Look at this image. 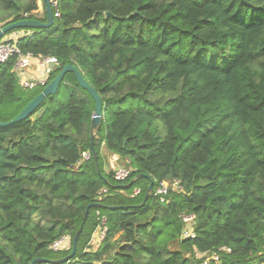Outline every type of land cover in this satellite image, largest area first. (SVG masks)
Returning a JSON list of instances; mask_svg holds the SVG:
<instances>
[{"label": "trees", "instance_id": "obj_1", "mask_svg": "<svg viewBox=\"0 0 264 264\" xmlns=\"http://www.w3.org/2000/svg\"><path fill=\"white\" fill-rule=\"evenodd\" d=\"M41 4L39 16L37 0H0V27L45 22ZM56 9L51 28L17 48L57 59L47 84L77 67L100 96L102 121L91 146L95 103L68 73L33 115L0 128V264L66 257L94 203L103 208L89 210L63 264H202L221 248L230 251L208 264H264V0H58ZM16 61L0 65V122L44 88L22 89ZM104 150L129 162L121 184L147 175L183 191L137 207L148 180L113 185ZM132 189L140 193H122ZM102 217L104 238L86 251ZM62 236L69 249L51 251Z\"/></svg>", "mask_w": 264, "mask_h": 264}, {"label": "built area", "instance_id": "obj_2", "mask_svg": "<svg viewBox=\"0 0 264 264\" xmlns=\"http://www.w3.org/2000/svg\"><path fill=\"white\" fill-rule=\"evenodd\" d=\"M57 1L52 0V6L57 8ZM57 9L53 14V17H58ZM17 39L16 38H5L0 41V65L6 63L10 57L16 56L17 61L14 66V72L16 73L19 81V86L25 90H32L36 87L47 85V80L51 71H53L54 67L57 66L58 61L55 57H41V56H32L31 54L22 55L17 48ZM35 67V70L39 72V75L33 78L27 77L28 70ZM89 154L83 153L82 160H88ZM132 169L129 166L128 161H124V165L113 169V180L122 183L126 181ZM170 191L182 192V186L178 180L173 181H154L152 195L156 198V200L160 204H168L170 202L168 198V194ZM102 194L106 193V190H102ZM140 193L139 189H134L132 197L137 196ZM97 216L99 214L97 213ZM193 219V216H183L184 222H190ZM106 218L102 217L100 221V225L98 227L99 232V240H103L105 232H106ZM184 235H187L185 233ZM70 247V237L62 236L59 239L55 240L49 247L51 251H65ZM230 250L227 248H221L216 252H212L208 255L203 254L202 264H208L209 260H213L217 262L219 260L220 252H229ZM42 264H51V263H42Z\"/></svg>", "mask_w": 264, "mask_h": 264}, {"label": "water", "instance_id": "obj_3", "mask_svg": "<svg viewBox=\"0 0 264 264\" xmlns=\"http://www.w3.org/2000/svg\"><path fill=\"white\" fill-rule=\"evenodd\" d=\"M45 5V11H46V21L45 22H39L36 20H29V19H23L19 20L17 22L9 23L7 25H4L0 27V41L2 38L9 32L13 30H21V29H31V30H48L51 28L53 24V13H52V0H43ZM108 14H106L107 16ZM68 73H72L75 76V79L80 86L81 89L88 92L90 97L93 99L95 103L94 107V113L91 119L90 123V143L91 146L93 145L95 134L98 131L100 127V123L102 121V111H103V105L102 101L100 99V96L98 93L86 82L81 72L78 70L77 67L72 65H65L60 72L43 88L42 92L38 94L36 97H34L20 112L18 115H16L12 120L9 122H0V128H7L12 125L18 124L26 119H28L31 115L35 113L37 108L45 101L46 98L56 95L58 88L60 86V83L64 76ZM92 153L94 155L93 149ZM138 178H145L148 180L149 185L147 188V192L144 197V201L137 207L141 208L145 205V202L147 198L150 196L153 190L154 180L147 176V175H139L138 177L132 179L128 184L118 186L122 189H128L133 185L136 179ZM91 208H103V206L99 203L89 204L83 214L82 223L77 232L75 233V236L72 240V249L71 252L64 258L58 259V260H45L42 258L35 259L31 262V264H42V263H51V264H63L65 262L70 261L76 254V247H77V241L81 235L84 223L86 222L89 210ZM128 207L120 206V207H110V209H119L124 210Z\"/></svg>", "mask_w": 264, "mask_h": 264}, {"label": "crops", "instance_id": "obj_4", "mask_svg": "<svg viewBox=\"0 0 264 264\" xmlns=\"http://www.w3.org/2000/svg\"><path fill=\"white\" fill-rule=\"evenodd\" d=\"M27 35V33H24L23 31H18L15 32L14 34L6 37V38H16L18 39L21 36H25ZM39 75V72L35 70V67L31 68L30 70H28V74L26 75L27 77L33 78ZM105 155V154H104ZM111 159L114 160L115 164H109V168H111L112 170L115 168H118L122 165H124V161H120L118 159V157L116 155H111ZM99 232H98V228L95 229V231L93 232L90 241L87 244L86 247V251H89L90 249L95 250L96 248L99 247V244L101 242V240H99Z\"/></svg>", "mask_w": 264, "mask_h": 264}, {"label": "rangeland", "instance_id": "obj_5", "mask_svg": "<svg viewBox=\"0 0 264 264\" xmlns=\"http://www.w3.org/2000/svg\"><path fill=\"white\" fill-rule=\"evenodd\" d=\"M37 3H38V6H39V11L37 12V15L41 16L43 14V10H42V4H41V0H37ZM20 31H23L24 33H27V35H30L34 30H31V29H21ZM18 32V31H16ZM15 32H12L10 35L14 34ZM8 34H6L2 39H5L6 37L10 36ZM67 89L65 87H61L60 88V92H59V95L57 96V102H63L66 97H67ZM104 154H103V158H104V161H105V171L108 172L109 170H111L109 168V164H115L114 160L111 159V155L107 152V151H103ZM109 168V169H108ZM113 185L115 186H121L123 184L121 183H113ZM134 192V189L132 190H125L124 193L125 195L129 196V197H132V194ZM137 202V201H136Z\"/></svg>", "mask_w": 264, "mask_h": 264}]
</instances>
